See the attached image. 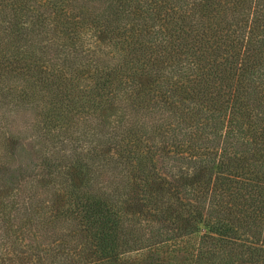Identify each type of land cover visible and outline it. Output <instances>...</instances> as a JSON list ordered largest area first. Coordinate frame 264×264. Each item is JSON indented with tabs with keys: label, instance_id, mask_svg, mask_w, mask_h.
Wrapping results in <instances>:
<instances>
[{
	"label": "trees",
	"instance_id": "16d2710c",
	"mask_svg": "<svg viewBox=\"0 0 264 264\" xmlns=\"http://www.w3.org/2000/svg\"><path fill=\"white\" fill-rule=\"evenodd\" d=\"M0 264H264V0H0Z\"/></svg>",
	"mask_w": 264,
	"mask_h": 264
},
{
	"label": "rangeland",
	"instance_id": "374dc122",
	"mask_svg": "<svg viewBox=\"0 0 264 264\" xmlns=\"http://www.w3.org/2000/svg\"><path fill=\"white\" fill-rule=\"evenodd\" d=\"M20 154L25 155V156L27 157V154H26L24 151L20 152ZM22 155H20V156H22ZM20 158H22V157H20ZM21 161H23V162H28V160H26V159H23V160H21ZM32 161L35 162L36 160L33 159Z\"/></svg>",
	"mask_w": 264,
	"mask_h": 264
}]
</instances>
